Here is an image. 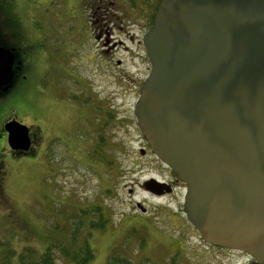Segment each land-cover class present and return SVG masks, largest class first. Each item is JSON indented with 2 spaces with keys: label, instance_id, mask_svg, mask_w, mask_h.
<instances>
[{
  "label": "rangeland",
  "instance_id": "374dc122",
  "mask_svg": "<svg viewBox=\"0 0 264 264\" xmlns=\"http://www.w3.org/2000/svg\"><path fill=\"white\" fill-rule=\"evenodd\" d=\"M82 1L9 0L5 21L16 34L10 35L20 49L15 60L22 61L29 81L28 92L15 98L40 117L46 142L55 134L60 137L49 146L50 156L42 149L36 163L12 164L7 190L29 231L11 224L16 216L0 204V239L14 250L28 246L44 251L67 239L81 208L90 211L88 225L101 206L106 228H86L95 251L91 264H107L119 253L138 263L197 264L196 254L218 261L210 249L202 252L208 248L186 217L183 189L156 197L142 187L152 178L168 181L170 174L151 152L141 153L148 147L134 110L150 62L139 5L133 4L138 12L105 3L94 10ZM86 94L89 100L77 107L80 113L64 103L84 104ZM33 116L17 114L29 124ZM136 202L145 203L147 211ZM8 263L18 264V258Z\"/></svg>",
  "mask_w": 264,
  "mask_h": 264
},
{
  "label": "water",
  "instance_id": "95a60500",
  "mask_svg": "<svg viewBox=\"0 0 264 264\" xmlns=\"http://www.w3.org/2000/svg\"><path fill=\"white\" fill-rule=\"evenodd\" d=\"M144 45L151 70L135 116L187 185V219L205 241L264 260V0H160ZM12 65L0 50V86ZM5 129L11 148L29 149L27 125ZM144 187L172 192L155 178Z\"/></svg>",
  "mask_w": 264,
  "mask_h": 264
},
{
  "label": "flooded vegetation",
  "instance_id": "af4514ba",
  "mask_svg": "<svg viewBox=\"0 0 264 264\" xmlns=\"http://www.w3.org/2000/svg\"><path fill=\"white\" fill-rule=\"evenodd\" d=\"M123 1L127 2V3L132 2L133 4L143 5V6L148 7V8L154 7V6H157V8H158V5L160 3V0H123ZM110 2H112V1H110ZM10 5H11V3L9 2V0H0V50L9 51L13 54V65H12V70H11L12 79H11L9 84L4 85V86H0V204L6 205L7 208L9 209V213L11 214L13 212L12 214H14V212L17 213V212H19V210L17 209L18 208L17 204H15L13 202L14 203V205H13L12 200H11L12 197L7 190L8 178H9V173H10V169H11L12 164L20 163V162L36 163L37 159H40V157H41V154H42L41 150L42 149L47 150V156H50L49 152H48V148L51 145V143L55 139H58V137H60V136L55 134V135L49 137V142H46V140L48 138V136L46 135V130L43 128V126L38 124V120L40 119V117L37 116L36 113H31L26 108H24L23 100H16V98H15L16 97L15 94L20 95L21 93L25 94V91L28 92L26 84H28L29 81L27 80V77L24 74V65L22 64V61L19 58H18L19 59L18 61L15 60V56H16L17 50L19 48L15 45V42H12L10 40L11 32H13L14 34H15V32H14V30H11L9 22L5 21L6 18L9 17V12H8L9 10L8 9H9ZM151 16H152V10H148V11H146L144 18H140L141 22L138 21L141 23V26L143 27L144 30L147 29V31H148L150 29L151 26H149L150 25L149 20L151 19ZM154 16H155V14H154ZM147 31H146V33H147ZM15 36H16V34H15ZM132 39L135 40V38H132ZM12 44H14V45H12ZM143 45H144V38H143ZM144 47H145V45H144ZM145 50H146V48H145ZM19 52H20V49H19ZM101 53L104 54V52H101ZM146 54H147V52H146ZM99 56H100V53H99ZM150 70H151V64H150ZM149 73H150V71H149ZM147 77H146V79H147ZM136 83H137V81H136ZM143 83H144V81L142 82V85H141L140 90H139L140 94H141V89H142ZM11 84H12V88H11ZM138 84H140V83H138ZM134 86L137 87L136 84H134ZM22 89H23V91H22ZM12 95H14V97L11 98ZM88 95L89 94H86L83 97L84 104L79 103V102H73L70 100H66V102L64 101V103L68 108H71L72 111H74L75 113H78L79 110L77 107L80 108V107L85 106V103L88 102V100H89V98H87V97H89ZM79 97L80 96H78V99H80ZM68 101H70V102H68ZM137 101H138V99H137ZM137 101H136V103H137ZM69 103H71V104L74 103V104L70 105ZM136 103H135V106H136ZM10 109H12V111H14V114L12 116L10 114ZM23 109H25V110H23ZM24 111L26 112V116H31L34 114L32 120L28 119V121H30V124H29V122L27 123V122H24L22 120H19V118L17 117V114L19 112L22 113ZM134 114H135V110H134ZM23 115L25 116L24 113H23ZM14 119L29 127V137H30L29 149L25 150V149H13V148H11L10 143H9V133L6 131L5 126L7 123L11 122ZM68 139L69 138L67 137V139L65 140V144L69 146L70 144L68 142ZM145 142L147 144L146 146L148 147V149L147 150L142 149V150L147 151V153L151 152L153 155H155L153 153V151L151 150L146 139H145ZM163 165L165 167H167V165H165L164 163H163ZM167 168H168L169 174H170L168 181H166V180H159V181L166 183L167 186L172 189V192L171 193H165L163 195L158 196L155 193L146 190L144 188V185H142V187L144 188V191L146 193H149V194L156 196V197H163L165 195L172 194L177 189H183L186 193L187 185L184 182L179 181L175 177H173L171 174V169L169 167H167ZM185 193H184V196H185ZM137 203L138 202H136V204ZM141 204L144 205L145 203L141 202ZM197 232L199 233L198 230H197ZM199 236L201 237L200 233H199ZM202 242L204 243L205 247L208 248L207 252H204V251H202V252L207 254V253L212 251L213 258L214 259L216 258L219 260L214 262L213 260H208L207 259L208 256H204L202 254H196L195 257L198 260L197 264H264V260L257 259L255 256H253L252 254H250L248 252H245L242 250H237V249H231L228 247L219 246V245H215V244H211V243L205 241L203 238H202ZM209 249H210V251H209ZM202 256L204 257V259H206L205 261L203 260V258H201Z\"/></svg>",
  "mask_w": 264,
  "mask_h": 264
},
{
  "label": "trees",
  "instance_id": "16d2710c",
  "mask_svg": "<svg viewBox=\"0 0 264 264\" xmlns=\"http://www.w3.org/2000/svg\"><path fill=\"white\" fill-rule=\"evenodd\" d=\"M84 3L86 4V7H89V9L93 7L94 10L96 9V6L100 5L101 3L109 4V6H111L112 8H115L117 6H124L125 11L127 12L132 8L136 10V7H134L132 2L127 3L123 0H83L82 4ZM138 9L141 15L140 18H144L146 11L152 10V16L149 20V26H152L154 14L157 11V6L148 8L143 5H139ZM17 209L19 210V212H14V214H12L13 212L11 213V216H16V218L15 220L11 219L10 223L18 226L21 229L29 231L28 223L24 222L22 218H20L19 221L21 209L19 207ZM95 211L99 212L98 218L90 219L87 223L88 225H86L85 222H87L86 219L89 218L88 215L90 214V211L81 208V216L72 222L73 231L70 235H68L67 239H64L62 241L59 240L58 243H54L53 245L47 247L44 251H39L33 247L28 246L22 247L20 251L14 250L9 247V244L7 242L3 241V239H0V258H2L4 264H9L8 261L10 262L12 258L14 259L15 257L18 258V264H61L60 261H68L71 264H91L95 259V251L91 247L89 241L92 233H87L86 228H89L91 230H103L106 228V223L108 221L105 218V214L103 213L101 206L96 207ZM107 264L152 263L150 262V260L138 263L136 261H133L129 257L119 253L113 255L110 260L108 259Z\"/></svg>",
  "mask_w": 264,
  "mask_h": 264
}]
</instances>
